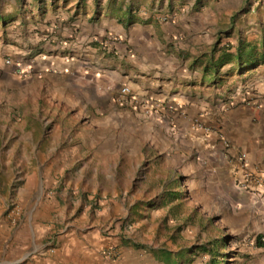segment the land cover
<instances>
[{
    "label": "crops",
    "instance_id": "obj_1",
    "mask_svg": "<svg viewBox=\"0 0 264 264\" xmlns=\"http://www.w3.org/2000/svg\"><path fill=\"white\" fill-rule=\"evenodd\" d=\"M201 2L46 0L27 12L11 7L17 10L10 37L19 64L29 63V77L46 91L53 110L40 122L52 130L32 135L29 154L30 138H20L22 156L38 159L18 201L34 200L36 182L43 187L44 174L52 173L56 178L47 176V186L62 188L65 198L80 191L123 197L90 219L73 213L57 232L53 252L41 244L54 228L47 222V205L33 203L28 238L22 223L10 226L0 212V264H136L123 247L115 257L106 251L117 247L113 220L119 203L137 201V194L118 191L120 173L126 172L131 184L145 156L151 162L161 157L164 170L175 164L185 171L192 162L210 190H233L231 197L248 208L260 204L264 232V181L248 179L264 174V74L257 70L254 81L230 88L216 84L218 28L232 20L234 9ZM256 15L254 21H262L264 8ZM124 87L129 96L121 94ZM221 98L228 100L226 108ZM28 240L39 249L23 263Z\"/></svg>",
    "mask_w": 264,
    "mask_h": 264
},
{
    "label": "rangeland",
    "instance_id": "obj_2",
    "mask_svg": "<svg viewBox=\"0 0 264 264\" xmlns=\"http://www.w3.org/2000/svg\"><path fill=\"white\" fill-rule=\"evenodd\" d=\"M43 1L46 2L0 0V36L4 31L5 41L0 44V212L10 226L22 223L28 238V214L33 203L39 200L41 205H47V222L54 228L41 244L48 249L50 245L55 247L57 232L73 213L90 219L92 215H100L112 201H121L123 196L119 192L117 197H103L100 191H80L65 198L61 195L62 188L47 186V176L56 178L52 173L44 174L43 187L39 180L36 182L34 200L30 198L31 202L24 204L18 201L19 190L34 176L33 166L38 159L22 156L24 151L18 147L20 138H30L26 143L29 154L33 148L32 135L43 134V128L47 134L52 130L53 125L40 122L51 117L53 110L45 100L46 91L38 89L37 82L29 77L31 74L18 73L29 68V63L24 67L19 64L18 47L10 37L16 31L10 19L17 14L16 8L11 7H24L27 12L29 6H39ZM214 1L234 9L232 20L223 21L218 28L215 51L220 57L215 65L216 84L223 89L250 83L256 79L251 76L257 70L264 74V19H259L262 23L254 21L258 10L264 8V0ZM175 2L183 5L186 0ZM207 3L209 0L201 2ZM8 60L11 65L6 64ZM222 89L220 92L224 93ZM228 103L225 99L221 101L225 108ZM147 149L144 147L143 151ZM163 161L161 157L155 160L152 157L151 162V157L145 156L130 179L131 184L127 173H120L122 185L118 191H128L127 196L137 194V201L119 203V214L113 220V230H118L115 252L120 247L127 249L136 264H264V232L259 231L263 223L257 213L260 204L248 208L231 197L233 190H210L208 183L194 174L192 162L182 171L175 164L172 169L164 170ZM57 176L62 178L59 173ZM75 196L77 200H72ZM73 201L76 206L70 204ZM38 249L37 243L28 240L21 262H30Z\"/></svg>",
    "mask_w": 264,
    "mask_h": 264
},
{
    "label": "built area",
    "instance_id": "obj_3",
    "mask_svg": "<svg viewBox=\"0 0 264 264\" xmlns=\"http://www.w3.org/2000/svg\"><path fill=\"white\" fill-rule=\"evenodd\" d=\"M6 64H7V65H11V62L8 60V61H6ZM18 73H20V74L23 75V76H26V75H30V74L32 73V70H31L30 67H29V68H24V69L18 70ZM121 94H122L123 96H129V95H130V90H129L127 87H124V88L121 89ZM258 178L264 181V174H263V175H259V176L254 175V174H248V179L251 180V181H255V180H257ZM263 194H264V193H263ZM48 247H49L48 250H50V251H52V252H53L54 249H55V247H54L53 245H50V246H48ZM106 254H107V256H109V257H115V256H116L115 249H114V248H109V249L106 251Z\"/></svg>",
    "mask_w": 264,
    "mask_h": 264
},
{
    "label": "trees",
    "instance_id": "obj_4",
    "mask_svg": "<svg viewBox=\"0 0 264 264\" xmlns=\"http://www.w3.org/2000/svg\"><path fill=\"white\" fill-rule=\"evenodd\" d=\"M240 59H243V56H240Z\"/></svg>",
    "mask_w": 264,
    "mask_h": 264
}]
</instances>
